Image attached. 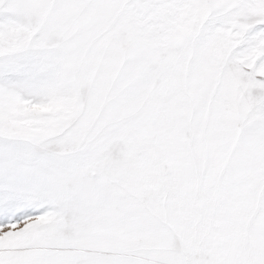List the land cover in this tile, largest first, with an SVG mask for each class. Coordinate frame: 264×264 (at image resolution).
<instances>
[{
  "label": "rangeland",
  "instance_id": "rangeland-1",
  "mask_svg": "<svg viewBox=\"0 0 264 264\" xmlns=\"http://www.w3.org/2000/svg\"><path fill=\"white\" fill-rule=\"evenodd\" d=\"M1 89L0 264H264V0H0Z\"/></svg>",
  "mask_w": 264,
  "mask_h": 264
},
{
  "label": "bare ground",
  "instance_id": "bare-ground-1",
  "mask_svg": "<svg viewBox=\"0 0 264 264\" xmlns=\"http://www.w3.org/2000/svg\"><path fill=\"white\" fill-rule=\"evenodd\" d=\"M49 15V14H48ZM19 27V26H18ZM8 30H9V28H8ZM55 32V31H54ZM10 34V33H9ZM2 35V34H1ZM3 66V65H2ZM240 67H243L242 65H240ZM2 69V68H1ZM10 69V68H9ZM5 70H6V68H5ZM9 79V78H8ZM7 81V80H6ZM9 84V83H8ZM4 86V85H3ZM11 94H13L11 91L10 92H3L2 91V89L0 90V96L1 97H5V96H8V95H11ZM63 95V94H62ZM13 96H15L14 94H13ZM65 97H67L66 95H65ZM64 97V100H63V104H67L68 103V101H69V99L67 98V100H66V98ZM56 102V101H55ZM239 102V101H238ZM57 103H59V102H57ZM9 106H11V104H9ZM7 109V108H6ZM240 110V109H239ZM2 178H4V176L3 175H0V180L2 179ZM3 184V182L2 181H0V185H2ZM41 219V218H40Z\"/></svg>",
  "mask_w": 264,
  "mask_h": 264
}]
</instances>
